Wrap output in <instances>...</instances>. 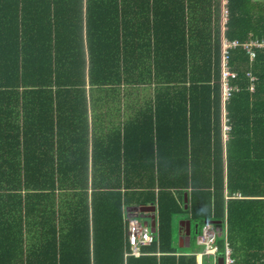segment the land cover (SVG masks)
I'll return each instance as SVG.
<instances>
[{
	"label": "trees",
	"instance_id": "trees-1",
	"mask_svg": "<svg viewBox=\"0 0 264 264\" xmlns=\"http://www.w3.org/2000/svg\"><path fill=\"white\" fill-rule=\"evenodd\" d=\"M8 1L0 264H123L125 216L148 224L152 209L158 240L126 264H197L176 254L175 217L196 223L197 234L210 222L233 264H264V47L253 60L231 49L235 90L224 105L221 89L222 31L264 40V0H31L67 9L60 24L46 8L35 33L18 0ZM131 85L164 92L153 112L142 100L138 121L118 126L114 89ZM94 89L106 92L108 124L95 134ZM210 258L204 264L218 263Z\"/></svg>",
	"mask_w": 264,
	"mask_h": 264
},
{
	"label": "crops",
	"instance_id": "crops-1",
	"mask_svg": "<svg viewBox=\"0 0 264 264\" xmlns=\"http://www.w3.org/2000/svg\"><path fill=\"white\" fill-rule=\"evenodd\" d=\"M10 4L11 2L8 0H0V12L6 10ZM17 5H18V11L20 12L24 11L27 26H30L34 30V33L37 31V29H44L46 27V22L43 21L45 19L44 14L47 8L45 7V5L42 6L40 4H37L36 1H31V0H18ZM60 7L61 9H63V11L58 13L57 8L53 4L51 5L49 4V8L47 9L50 10V17L46 18V20L50 19L52 13H54L57 16V20L61 24L62 18L64 17L63 14H65L67 9H64L62 6ZM28 10H32L30 15L29 14L26 15V11ZM40 14H42V16H40ZM54 24L55 21L53 19L51 24V29L53 30H55V27L52 26ZM61 28L62 29L66 28L65 22H64V26H61ZM222 36H223V31H222ZM249 40H255V39H249ZM259 40H263V39H259ZM88 90L89 89H87V91ZM160 91L164 92V90H158L154 87L140 88L132 85L121 86L114 89V94L116 95V99L118 98L117 100L119 101V103L115 104L114 106V112L117 113L115 124L118 126H123V124L126 123V119L130 120V122L138 121L140 101L142 100H147L149 102V112H153L152 108L153 107L157 108L160 105L155 103V100L158 98L157 95ZM92 95L94 98L98 99V101H100L101 103L100 106H96L94 108L91 105H88V118H87L88 128L90 133L95 134L96 132H102L103 129H105L108 126V124L106 123L107 120L105 116L106 107H107L106 92L103 89H99V90L94 89ZM88 99L91 98L88 97ZM161 105L164 104L161 103ZM95 117H97V119ZM184 197H186V195ZM150 223H153L152 227H155L157 229L155 219L153 222L151 221ZM198 229L199 227L196 223L192 222L191 220L185 217L174 218V242L175 245L177 246L176 254L195 256L197 264H204L207 262L206 261L207 257L203 255L202 247L196 241V236H197L196 234L198 232ZM188 232L189 235L187 234ZM192 235H194L193 240H192ZM125 259L123 260V264H126ZM210 259L212 260V258Z\"/></svg>",
	"mask_w": 264,
	"mask_h": 264
},
{
	"label": "built area",
	"instance_id": "built-area-1",
	"mask_svg": "<svg viewBox=\"0 0 264 264\" xmlns=\"http://www.w3.org/2000/svg\"><path fill=\"white\" fill-rule=\"evenodd\" d=\"M223 5L226 4V0H223ZM228 18V10L224 6L221 12V24L225 26ZM225 27H223L224 29ZM240 46L245 53L249 56L250 60L255 57V50L264 47V41L255 39L248 40L240 43L237 40H228L225 36L221 37V89H222V104L228 101L235 88L230 84L231 79L235 78L236 74L230 69L229 66V51L235 47ZM247 77L250 82L253 81V76L248 72ZM253 90V86L250 87ZM222 105V106H223ZM224 107V106H223ZM223 119L225 122V112L223 111ZM225 124V123H224ZM228 131V127L223 125L224 138L225 133ZM124 223L126 226V238L127 248L124 251V258L128 257H139L143 254L142 249L151 245L153 242L158 240L157 229L151 227L147 223H143L136 217L125 216ZM217 230L211 225L210 222H203L200 231L196 236V241L202 245L203 255L206 257L214 258V262H217L218 247L216 244ZM219 255V256H218ZM222 264H233L231 251L227 243L224 246V252L222 256Z\"/></svg>",
	"mask_w": 264,
	"mask_h": 264
},
{
	"label": "water",
	"instance_id": "water-1",
	"mask_svg": "<svg viewBox=\"0 0 264 264\" xmlns=\"http://www.w3.org/2000/svg\"><path fill=\"white\" fill-rule=\"evenodd\" d=\"M151 211H152L151 221L153 222L154 221V209H152ZM151 225H153V223H151ZM187 234L189 235V232ZM222 262H223V258L222 257H218V264H222Z\"/></svg>",
	"mask_w": 264,
	"mask_h": 264
},
{
	"label": "bare ground",
	"instance_id": "bare-ground-1",
	"mask_svg": "<svg viewBox=\"0 0 264 264\" xmlns=\"http://www.w3.org/2000/svg\"><path fill=\"white\" fill-rule=\"evenodd\" d=\"M250 59V58H249ZM139 220V219H138ZM140 221V220H139ZM149 224V223H148ZM151 227H152V225H151V223L149 224Z\"/></svg>",
	"mask_w": 264,
	"mask_h": 264
},
{
	"label": "rangeland",
	"instance_id": "rangeland-1",
	"mask_svg": "<svg viewBox=\"0 0 264 264\" xmlns=\"http://www.w3.org/2000/svg\"><path fill=\"white\" fill-rule=\"evenodd\" d=\"M193 238H194V235H192V240H193ZM193 242V241H192Z\"/></svg>",
	"mask_w": 264,
	"mask_h": 264
}]
</instances>
